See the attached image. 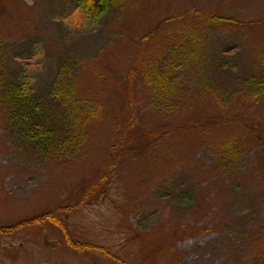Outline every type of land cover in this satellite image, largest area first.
<instances>
[{
	"label": "rangeland",
	"instance_id": "obj_1",
	"mask_svg": "<svg viewBox=\"0 0 264 264\" xmlns=\"http://www.w3.org/2000/svg\"><path fill=\"white\" fill-rule=\"evenodd\" d=\"M173 44L186 54L179 91L153 107L142 73ZM263 52L264 0H124L96 19L76 0H0L2 79L24 75L48 99L67 64L87 116L73 152L48 161L13 139L0 108V227L51 213L94 247L69 248L49 223L24 226L0 235V264L253 260L264 242V96L247 97L242 82L261 75ZM228 140L237 156L219 165Z\"/></svg>",
	"mask_w": 264,
	"mask_h": 264
},
{
	"label": "trees",
	"instance_id": "obj_2",
	"mask_svg": "<svg viewBox=\"0 0 264 264\" xmlns=\"http://www.w3.org/2000/svg\"><path fill=\"white\" fill-rule=\"evenodd\" d=\"M123 2L124 0H76V8L87 18L96 19L110 9H119ZM185 58L186 54L177 51V46L173 44L161 61L158 58L149 60L141 78L151 106L166 107L174 101L179 91L178 67L183 64ZM259 67L260 76H248L242 82V91L247 97L255 100L264 96V52L259 58ZM2 78L0 74V108L5 113L6 128L13 139L44 160H59L71 154L77 147L74 143L77 138L74 135L83 130L87 117L79 106L75 71L64 63L57 67L49 85L48 99L34 94L24 75L8 80ZM132 124V116L125 118L122 126H126V129L123 130H129ZM121 138L122 136L119 139ZM124 138L123 135V140ZM236 156L232 141H225L218 146L219 165H231ZM44 223L59 229L65 245L69 248L78 251L94 249L89 244L73 242L62 223L51 213H44L27 222L6 228L0 227V235H8L24 226H40ZM263 257L264 242L259 253L248 264H258ZM118 263L123 264L121 261Z\"/></svg>",
	"mask_w": 264,
	"mask_h": 264
}]
</instances>
